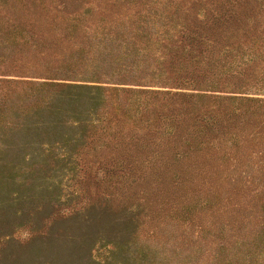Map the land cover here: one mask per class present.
<instances>
[{
	"label": "rangeland",
	"instance_id": "374dc122",
	"mask_svg": "<svg viewBox=\"0 0 264 264\" xmlns=\"http://www.w3.org/2000/svg\"><path fill=\"white\" fill-rule=\"evenodd\" d=\"M57 47L88 49L89 72L114 83L99 84L130 92L117 111L31 131L44 85L73 79L53 72ZM244 97L264 99V0H0V264H264V172H243L235 142L264 114ZM182 114L195 140L167 149ZM201 115L227 126L220 153ZM118 133L146 138L143 165Z\"/></svg>",
	"mask_w": 264,
	"mask_h": 264
},
{
	"label": "trees",
	"instance_id": "16d2710c",
	"mask_svg": "<svg viewBox=\"0 0 264 264\" xmlns=\"http://www.w3.org/2000/svg\"><path fill=\"white\" fill-rule=\"evenodd\" d=\"M84 34L86 33L83 31ZM48 35L52 39L51 45L56 48V45L61 42V36L54 34L51 30L48 32ZM89 37L87 39L91 41V34L89 35V31L87 34ZM95 39V38H94ZM108 41L111 42V38H108ZM60 45V44H59ZM58 49V47H57ZM81 51V57L80 54L75 55H68L65 53L62 49H58V51H54L53 54L56 56V59L52 64H54V71L53 72H60V76L73 78V79H65L68 81H72L69 83H48L47 85L49 88H53L54 93L47 97L45 100V104L43 106L36 107V110L33 112V115L28 119L29 123H24V126L27 125V129H30L31 131H41L45 129H55L57 127H62L65 125H81V123L86 121V118L83 117L82 112L87 113V115H94L97 113V111H90V110H96L97 108H100L102 104H104V101H109L108 108H113L115 111H117L121 105L120 103V95L123 92H130L128 90L123 89H114V87H105L101 86L102 84L105 85H112L114 84L112 81H107L106 79H103L102 81H97L99 78L102 77V75H105V73H99L98 68L101 71V67L99 65L95 64L94 68L95 70L89 72V67L91 65H87L88 61H97V57L89 55V50L87 51L83 48H80ZM79 49V50H80ZM87 52V53H86ZM82 53L84 56V53L86 54L84 57H82ZM35 59H32L34 62L35 69L37 70L35 72H43L42 66L39 62L40 60L44 59L42 52L39 50L37 51V55L34 56ZM50 59V58H49ZM46 64L45 66H49L50 63H42ZM104 65V64H103ZM60 70V71H59ZM91 75H88V74ZM94 75H97L98 77H93ZM90 76V77H88ZM91 78L90 80H88ZM54 79V78H52ZM92 79H96L92 81ZM100 80V79H99ZM87 83H96V84H87ZM102 83V84H99ZM37 85V84H36ZM43 85V84H42ZM41 85V86H42ZM40 86V85H37ZM58 88V91L56 89ZM36 91H39V89H36ZM41 94V93H39ZM156 97V96H153ZM112 102H111V101ZM230 100V99H229ZM225 102L227 100H224ZM237 102L245 103V104H254L256 105L254 109L252 110L254 114L257 115L255 119H262L260 118L261 115L264 114V99H248L247 97H244L240 100H237ZM149 107V108H148ZM84 109V110H83ZM150 105L147 101H144V103L141 105V109L139 112H147L151 111ZM226 111L222 113L221 116H224L223 114ZM263 113V114H262ZM185 114H182L180 117H174L173 120H175V124L172 122L171 126L167 129L168 137H170L169 140H167L171 145L167 146V149L174 148L176 144L185 142L187 146H190L191 143H189V139L195 140L192 135L187 133H180L177 128L178 124L183 122L185 120L184 118ZM210 117V116H209ZM213 119L204 117L203 115L199 116L197 119V122H204L203 126L207 133L214 134L217 138L216 143H211L210 140L209 150H213L215 153H220L221 145H223V140H225L224 135L227 133L224 131L227 126L222 125L221 120L218 119L217 123H213ZM257 121H260L261 125H258L259 123ZM244 122V121H243ZM178 125V126H177ZM251 125V126H258L254 127L257 129H254L255 131L253 133H250V135H247L246 137H241L239 140L235 141L237 142V147L240 150V158L243 157V161L245 166H247L246 171H243L244 173L248 174L251 172H254L256 174L263 173L264 172V120H256L254 123L246 121L244 122V126ZM176 126V127H175ZM83 127H85L83 125ZM82 127V128H83ZM181 131V129H180ZM117 133V132H116ZM178 134V135H177ZM119 133L115 136L116 140L114 143L115 149H121L120 155L122 157H130L132 155V160H136V166L143 165L144 163H141L140 161L144 158H146V155H141L145 147L148 146V143L145 141L146 138L142 136L134 135L131 137H128L124 140H119L118 136ZM232 138L231 136H228L227 138ZM39 138V137H38ZM114 139V140H115ZM214 140V139H212ZM259 140L260 144L258 146L257 151H249L253 150L254 146L256 145V141ZM226 141V140H225ZM221 143V145H220ZM195 144V145H194ZM193 149H190V147H185L184 151H181V153L175 151V153H171V156L174 155L176 158L179 157L181 154H187L192 153L197 150V147L201 143H194ZM218 144V145H217ZM128 145H130L128 147ZM175 149V148H174ZM172 149V151H174ZM138 150V151H137ZM243 150H245L243 152ZM154 155H159L160 153H164L163 150H157L155 149L152 152ZM141 159V160H139ZM253 162L254 165L249 166L248 163ZM234 171V168L232 169ZM248 178V177H245Z\"/></svg>",
	"mask_w": 264,
	"mask_h": 264
}]
</instances>
